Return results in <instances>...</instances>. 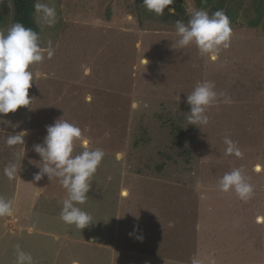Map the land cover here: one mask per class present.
Returning a JSON list of instances; mask_svg holds the SVG:
<instances>
[{"label": "rangeland", "instance_id": "rangeland-1", "mask_svg": "<svg viewBox=\"0 0 264 264\" xmlns=\"http://www.w3.org/2000/svg\"><path fill=\"white\" fill-rule=\"evenodd\" d=\"M41 2L57 13L53 27L37 25L41 46L51 40L54 55L30 67V105L0 114V197L13 202V214L0 217V264H15L17 244L34 264L259 261L246 243L260 247L264 235V0H174L175 14L163 16L143 0ZM189 7L228 16L230 47L216 60L195 45L173 48L175 23L187 24ZM0 13L6 31L15 23L14 0H0ZM205 80L225 96L200 129L186 120V98ZM58 119L82 131L73 155L84 150L82 140L105 154L78 205L93 218L82 230L60 219L66 190L59 179H34L42 158L33 146ZM22 130L24 145L8 147L6 136ZM225 137L241 156L225 154ZM20 159L9 179L5 166ZM236 168L253 187L247 201L218 189Z\"/></svg>", "mask_w": 264, "mask_h": 264}, {"label": "clouds", "instance_id": "clouds-1", "mask_svg": "<svg viewBox=\"0 0 264 264\" xmlns=\"http://www.w3.org/2000/svg\"><path fill=\"white\" fill-rule=\"evenodd\" d=\"M174 0H143V7L148 12L157 16H163L165 9L170 14H175V8H169ZM34 7V19L38 27H53L56 23V10L41 0H36ZM189 15L187 24L177 20L175 23L178 39L174 43V49H183L195 45L201 56H207L215 60L221 49L230 47L233 29L228 16L223 9L209 13L204 9L186 8ZM54 55V48L51 40L47 46L42 47L39 33L32 28L25 27L22 23H13L6 31H0V114L7 115L14 113L20 107H28L31 103L29 89L32 86L33 74L30 67L33 64L44 61ZM213 81L198 82L190 94H187L186 103L190 111L186 112L188 124L198 128L209 123L207 111L210 107L220 102L219 97L225 93L215 91ZM224 103H231L226 98ZM0 123H5L0 120ZM15 127V126H14ZM5 129L0 128V136H3ZM26 130L6 136V145L13 147L17 144L24 145ZM82 138V131L74 124L58 119L54 124L46 126V136L42 144L34 145V151L42 158L40 172L34 179L40 181L46 174L51 181L53 177L59 179V183L66 190V198L62 201L60 219L69 225H75L77 229H84L93 223L92 216L82 210V205L88 199L87 193L92 187L91 178L100 165L104 152L101 149L90 150L88 141L82 140L84 150L73 155L74 142ZM227 145L226 155L235 154L241 156V152L235 143L225 137ZM21 167L16 162H9L4 168V175L9 179L14 178ZM256 171H261L260 166ZM218 189L221 192L234 191L237 197L247 201L253 195V187L244 176L241 169L236 168L225 173L218 181ZM13 214V202L0 197V217H7ZM258 222H264V218H258ZM136 231L129 233L133 235ZM142 239V237H137ZM15 264H34L30 253L15 245ZM192 264H199L193 259Z\"/></svg>", "mask_w": 264, "mask_h": 264}, {"label": "trees", "instance_id": "trees-1", "mask_svg": "<svg viewBox=\"0 0 264 264\" xmlns=\"http://www.w3.org/2000/svg\"><path fill=\"white\" fill-rule=\"evenodd\" d=\"M36 0H14L15 23H22L25 27L32 28L38 32L34 16V3ZM174 6V4L169 5ZM3 21V15L0 13V24Z\"/></svg>", "mask_w": 264, "mask_h": 264}, {"label": "crops", "instance_id": "crops-1", "mask_svg": "<svg viewBox=\"0 0 264 264\" xmlns=\"http://www.w3.org/2000/svg\"><path fill=\"white\" fill-rule=\"evenodd\" d=\"M219 210H216V211H214L215 213H217V214H219V215H221V219L222 218H224L225 216H231V215H229V214H225V212H223L224 214H221V213H219L218 212ZM237 229H240V227H238ZM211 230V229H210ZM246 243V242H245ZM216 245H219V243L218 242H216L215 243ZM246 245L248 246V247H250V249H251V254L254 256V255H256V254H261L262 255V258L259 260V261H257V262H252V263H249V264H264V235L262 236V239H261V246L260 247H258L256 244H254L253 242H247L246 243ZM249 253V254H250ZM251 254L250 255H248V256H250L251 257ZM212 263L213 264H218L217 263V260H213L212 261ZM223 264H227V263H225V261L223 262Z\"/></svg>", "mask_w": 264, "mask_h": 264}, {"label": "bare ground", "instance_id": "bare-ground-1", "mask_svg": "<svg viewBox=\"0 0 264 264\" xmlns=\"http://www.w3.org/2000/svg\"><path fill=\"white\" fill-rule=\"evenodd\" d=\"M215 60H216V59H215ZM142 61H143V64H145V65L148 64V60H147V59H143ZM259 166H260V165H259ZM260 168H261V171H263V167L260 166ZM261 171H259V172H261ZM123 196H124V197L128 196V192L125 191V192L123 193ZM258 218H264V217H258ZM259 223H264V222H259ZM145 264H151V263H150V262H145Z\"/></svg>", "mask_w": 264, "mask_h": 264}]
</instances>
